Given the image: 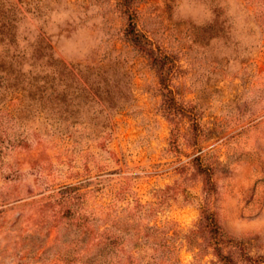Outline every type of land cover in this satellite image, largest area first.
I'll use <instances>...</instances> for the list:
<instances>
[{
    "label": "rangeland",
    "instance_id": "rangeland-1",
    "mask_svg": "<svg viewBox=\"0 0 264 264\" xmlns=\"http://www.w3.org/2000/svg\"><path fill=\"white\" fill-rule=\"evenodd\" d=\"M0 0V264H264V0Z\"/></svg>",
    "mask_w": 264,
    "mask_h": 264
},
{
    "label": "trees",
    "instance_id": "trees-1",
    "mask_svg": "<svg viewBox=\"0 0 264 264\" xmlns=\"http://www.w3.org/2000/svg\"><path fill=\"white\" fill-rule=\"evenodd\" d=\"M138 0H118L117 8L118 10L124 14L127 19L128 23L125 29V36L127 40L138 47L141 52L146 54L149 60L157 65L161 70V79L163 81V85L165 89H168L167 86V78L168 72L165 70V66L169 61V56L163 52H157L154 48L152 40H150L143 32H141L138 27V10L135 6V3ZM264 19V11L262 13ZM229 264H234L231 259L226 257Z\"/></svg>",
    "mask_w": 264,
    "mask_h": 264
}]
</instances>
